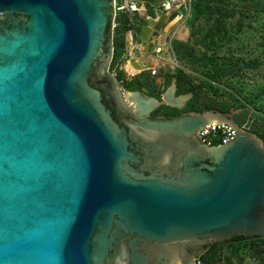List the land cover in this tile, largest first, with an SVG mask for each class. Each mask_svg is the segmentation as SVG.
<instances>
[{
  "label": "water",
  "instance_id": "1",
  "mask_svg": "<svg viewBox=\"0 0 264 264\" xmlns=\"http://www.w3.org/2000/svg\"><path fill=\"white\" fill-rule=\"evenodd\" d=\"M117 14L0 0V264H196L213 243L264 239V140L230 113L154 117L191 97L176 81L161 100L123 93ZM213 122L236 139L204 143Z\"/></svg>",
  "mask_w": 264,
  "mask_h": 264
},
{
  "label": "rangeland",
  "instance_id": "2",
  "mask_svg": "<svg viewBox=\"0 0 264 264\" xmlns=\"http://www.w3.org/2000/svg\"><path fill=\"white\" fill-rule=\"evenodd\" d=\"M187 15L186 21H179L172 15L164 24L172 28L171 33L178 28L186 30L188 36L173 41L177 67L173 69L166 65L157 76L133 65L135 60L131 55L139 57L142 48L148 45L141 39V28L131 27L122 35L119 27H115L111 70L115 72L123 93L141 91L161 100L165 91L176 81L177 96L191 95L189 99L198 98L192 105V100H189L182 109L157 111L155 117H174L190 110L205 111L210 107L226 111L230 108L226 106L228 101L225 99L226 94L222 93V85L238 79L247 87L264 82L263 1L193 0L191 13ZM235 32L238 33L237 41H240V35L244 46H247L245 49L250 50L248 53L239 49L237 41L234 42L232 35ZM257 46L260 49L254 51ZM127 50L129 55L126 54ZM205 55L214 56V59H204ZM230 59L235 61L231 62ZM256 62L260 63L257 71L252 69L256 67ZM211 71L215 81H211L208 76ZM247 115V111L242 113L243 117L247 118ZM254 242L244 238L216 242L202 257L203 264H264V244L257 248ZM224 253L225 257H222Z\"/></svg>",
  "mask_w": 264,
  "mask_h": 264
},
{
  "label": "built area",
  "instance_id": "3",
  "mask_svg": "<svg viewBox=\"0 0 264 264\" xmlns=\"http://www.w3.org/2000/svg\"><path fill=\"white\" fill-rule=\"evenodd\" d=\"M264 1V0H262ZM193 0H164L156 3V0H116L117 16L125 15L130 20V26L148 27L149 22L156 19L157 12L169 14V19L172 15L176 16L179 21H186L187 14L191 13ZM155 12V14L153 13ZM151 23V22H150ZM165 22L164 24H166ZM162 24V29L166 25ZM173 27V26H172ZM156 29H159L156 27ZM162 29L156 31L155 36L160 37ZM156 37V39H158ZM178 39L176 32H173L164 42L154 43V51L160 63L156 66L146 65V69L152 76H157L160 71L167 67L175 69L177 67L175 59V50L173 41ZM112 73L115 72L112 70ZM116 75V74H115ZM258 125H264V115L255 113L249 116L245 122L238 125V128L243 131L252 132ZM200 137L207 145H223L228 144L236 139V131L230 125L225 123L213 122L207 125L200 131ZM225 257V253L222 255ZM225 259V258H222ZM196 264H203L202 259H198Z\"/></svg>",
  "mask_w": 264,
  "mask_h": 264
},
{
  "label": "crops",
  "instance_id": "4",
  "mask_svg": "<svg viewBox=\"0 0 264 264\" xmlns=\"http://www.w3.org/2000/svg\"><path fill=\"white\" fill-rule=\"evenodd\" d=\"M155 1V0H154ZM155 14V12H153ZM157 16L155 20H152L149 22V25L147 27V30L145 27L141 28V39L146 41L148 45L146 48H142L140 51L139 57L132 56L131 58L135 60L134 62L141 61V64L145 67L148 66H156L158 63H160V60L155 54L154 51V43H160L164 42L167 37H169L172 33V28L165 27L162 29V24L165 22H168L169 20V14L157 12ZM152 22H157L156 27L159 29H156L154 26L152 27ZM154 25V23H153ZM162 29L160 37L156 39L155 32ZM150 31L151 33L148 35V39H146L147 35L146 33ZM176 32L178 39L183 37H187L188 34L186 33V30L182 31L178 28L174 31ZM232 37L237 41L238 39V33H233ZM240 41L238 42V47L240 50H245L247 53L250 51L249 49H245L244 41L242 40L241 36ZM247 45V44H246ZM260 45V44H259ZM257 48V49H256ZM255 50L260 49V46H257ZM231 51L234 52L233 48H231ZM237 52V51H236ZM126 54L129 55V51L127 50ZM260 64V63H259ZM259 64L256 62V67H253L255 71L259 69ZM245 85V83L242 80H236L235 82L228 81L226 84L222 85V93L226 94L225 99L226 106L230 109L226 110L227 113H230L232 115V118L235 120V122L239 125L246 121V119L254 115L255 113L263 114L264 115V82L260 85L259 83L253 84V85ZM242 107V108H240ZM208 111V110H206ZM247 111L248 115L247 118L242 116V113ZM220 113H224V111H218ZM253 132H258L260 135L264 137V125H258L253 129ZM264 140V138H263Z\"/></svg>",
  "mask_w": 264,
  "mask_h": 264
},
{
  "label": "trees",
  "instance_id": "5",
  "mask_svg": "<svg viewBox=\"0 0 264 264\" xmlns=\"http://www.w3.org/2000/svg\"><path fill=\"white\" fill-rule=\"evenodd\" d=\"M260 1H262V0H260ZM264 2V1H263ZM116 24H117V28L119 27V31H120V33L123 35V34H125L126 32H128L129 30H131L132 28H131V26H130V20H129V18L127 17V16H125V15H119L118 17H117V19H116ZM206 57H209V59H214V56H207V55H205L204 56V59H206ZM114 60V59H113ZM230 61L232 62V61H235L234 59H230ZM229 65H232V64H229ZM253 67H255V66H253ZM212 71H211V73H209L208 74V76L209 77H211L210 78V80L212 81H215V79H213V77H212ZM197 97L195 96V98L194 99H192V102L190 103V105H192V103L194 102L195 103V101H197ZM227 103V102H226ZM222 106H225V105H222ZM206 110H210V111H220V109H218V108H213V107H210V108H207V109H205V111ZM192 111H198V110H192ZM221 111H224V113H227L225 110H222L221 109ZM190 112H191V110H190ZM198 112H204V111H198ZM258 137H260L261 139H263L264 137L262 136V135H260L258 132H254ZM238 238H244V239H250V240H253V241H255L254 242V244H255V246L254 247H257V248H260L263 244H264V239H261V238H248V237H246V236H237V237H235V238H233V239H231V240H228V241H235V239H238ZM264 251V250H263ZM263 254V253H262ZM262 254H259V255H262ZM206 254H204L202 257H204ZM258 255V256H259ZM202 257L200 258V259H202ZM262 257H264V256H262Z\"/></svg>",
  "mask_w": 264,
  "mask_h": 264
},
{
  "label": "flooded vegetation",
  "instance_id": "6",
  "mask_svg": "<svg viewBox=\"0 0 264 264\" xmlns=\"http://www.w3.org/2000/svg\"><path fill=\"white\" fill-rule=\"evenodd\" d=\"M153 23H154V25H153ZM156 25H157V22H152V27L154 26L155 28H156ZM158 27V26H157ZM151 32L150 31H148L147 33H146V35H147V37L146 38H148V35L150 34ZM139 62V63H138ZM138 62H134V66H135V68H137V69H144V66L141 64V61H138ZM142 71V70H141ZM189 100H192V98L191 99H189ZM189 100L186 102V105H187V103L189 102ZM185 105V106H186ZM184 106V107H185ZM183 107V108H184ZM167 108H172L173 109V107H169V106H164V107H161L158 111H161V110H164V109H167ZM174 109H179V108H174ZM182 109V108H181ZM157 112V111H156ZM155 112V113H156ZM153 116H154V114H153ZM155 117V116H154ZM157 117V116H156ZM215 243H213V244H211L210 246H208V247H206V249H207V251H206V253L212 248V246L214 245ZM188 249H189V251L191 252V253H195L198 249H200V248H197V247H195V246H188Z\"/></svg>",
  "mask_w": 264,
  "mask_h": 264
},
{
  "label": "clouds",
  "instance_id": "7",
  "mask_svg": "<svg viewBox=\"0 0 264 264\" xmlns=\"http://www.w3.org/2000/svg\"><path fill=\"white\" fill-rule=\"evenodd\" d=\"M118 17V16H117ZM115 27H116V23H115ZM112 71V70H111ZM253 132V131H252Z\"/></svg>",
  "mask_w": 264,
  "mask_h": 264
},
{
  "label": "bare ground",
  "instance_id": "8",
  "mask_svg": "<svg viewBox=\"0 0 264 264\" xmlns=\"http://www.w3.org/2000/svg\"><path fill=\"white\" fill-rule=\"evenodd\" d=\"M146 30H147V28H146ZM139 63V62H138Z\"/></svg>",
  "mask_w": 264,
  "mask_h": 264
}]
</instances>
